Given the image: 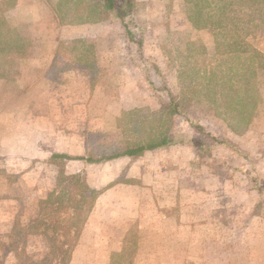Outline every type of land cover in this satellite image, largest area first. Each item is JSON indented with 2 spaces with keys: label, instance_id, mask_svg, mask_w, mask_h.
Instances as JSON below:
<instances>
[{
  "label": "rangeland",
  "instance_id": "rangeland-1",
  "mask_svg": "<svg viewBox=\"0 0 264 264\" xmlns=\"http://www.w3.org/2000/svg\"><path fill=\"white\" fill-rule=\"evenodd\" d=\"M35 1L21 0V13L30 16ZM42 1L51 6L41 5L40 20L28 16L18 28L28 43L37 46L51 39L61 41L65 30L51 13L57 0H37ZM137 3L131 24L135 43L130 44L119 22L107 24L101 40L89 28L79 36L71 27L64 46L74 53L84 50L85 74L70 70L64 83L55 79L51 86H32L33 93L47 90L54 100L27 103L37 114L31 123L22 118L21 124L34 126L32 131L54 130L52 165L37 157L32 174L24 175L28 167H22L20 189L17 175L14 181V172L0 168V264H68L71 255L67 259V247L58 238L29 237L24 225L38 216L51 191L62 194V177L80 175L89 188L101 193L114 183L116 178L107 180L116 173L120 174L116 180L132 176L141 183L123 189L118 203L107 196L102 206L105 214L99 219L98 236L116 243L110 245L113 264H264V192L259 193L238 168L247 163L245 159L225 143L200 155L189 145L148 150L143 158L133 157L137 161L132 171L126 168L130 159L122 157L98 163L77 158H104L161 138V105L170 100V93L183 94L179 67L184 65L192 69L187 80L191 85L184 92L187 98L193 95L194 103L186 107L187 115L176 117V129L195 133V123L203 126L206 138L235 143L255 160L264 187V0H192L202 16L209 17L199 27L189 18L193 5L187 0ZM16 4L17 0H0V30L5 31L3 42L9 51L17 38L7 11ZM9 29L14 36L10 39ZM95 46L128 49L136 66L119 63L116 70L95 66ZM8 68V78H14L17 70ZM58 72L55 68L50 73ZM17 122L8 118L5 125L14 127ZM55 153L72 158H57ZM117 158L118 164L111 162ZM156 162L159 172L152 166ZM37 188H43V198ZM13 195L19 198L16 202ZM118 216L126 220L119 221ZM45 218L53 221L52 216Z\"/></svg>",
  "mask_w": 264,
  "mask_h": 264
},
{
  "label": "crops",
  "instance_id": "crops-1",
  "mask_svg": "<svg viewBox=\"0 0 264 264\" xmlns=\"http://www.w3.org/2000/svg\"><path fill=\"white\" fill-rule=\"evenodd\" d=\"M20 1L21 0H17V4L13 6L10 11H7L10 16L8 17V20H12V27L15 28L13 31L15 32V36L17 38V45L13 47L12 51L6 49V45L3 40H6L7 37L5 35V31L0 30V52L2 56H4L0 57V168H3H1V171L3 172L4 169L8 172H14V181H16L17 175V183H19L17 184V187H19V189L21 186L20 176L22 178L23 175L22 167H28L26 171H24V175L29 173L32 174L35 171L33 166L35 163L37 164V157H39L38 159H41L45 164L49 163L52 165L51 157L54 151V130L49 131L47 128L42 130V128L39 127V129L36 128L34 131H32L34 126H24L21 124L22 118H29V123H31L37 114V111L30 108L31 105L27 103L43 101L53 102L54 100V97L50 93L48 94L47 90L38 89L40 91H34L33 93L32 86L37 85L38 83L42 87L43 84H50L51 86L55 83V79H60L61 83H64L65 81H63V79L65 78V80H67L69 78L68 72L70 70L76 71L77 74L80 72L81 75L85 74V69L87 67L85 66L86 63L84 62V50H77V52L74 53L70 47L66 45L64 46L65 39L68 37L65 35V32H69L71 27L75 35L79 34V36V32L83 30V28H89L92 30L93 36L101 40V38L104 36L101 30H103V28L109 23H118L117 21H113L110 18L103 19L99 14H97L98 16H93V18H87L86 14L82 12L85 11L84 7L87 5V3L94 2V4L101 5V3H103L101 0H57L53 4L54 8L51 13L53 17L63 23L62 27L65 29L64 35L61 37V41H57V38L54 39V41L51 39L49 44L37 46L32 42L28 43L26 39L27 36H22L21 31L18 29L22 27L23 23L28 19L29 16V13L28 16L21 13L22 6ZM75 2H79V4H81L79 6L82 7L80 11L83 15H76V13L79 11H76L75 8H70L71 5H75ZM50 4L51 3L47 1H42L41 3L37 2V0L35 3H32L29 20L34 19L35 21H39L40 19L38 17V12L41 11V5L48 7L51 6ZM6 31L9 34L7 35L9 39L10 37H14L12 35L13 31L10 29ZM32 36V34L28 35L29 38ZM58 36L59 35H57V37ZM47 38L48 35H45V39ZM92 49L93 64L95 66H99L101 68L107 67L108 69L115 70L118 69L119 63H130L131 65L136 66V64L133 63L131 53L128 49L123 52L117 49H105L103 47L96 46ZM126 59H129L127 61L128 63L126 62ZM71 60L72 63L69 64ZM8 66H12L13 72L14 70H17L14 78L13 76L8 78V73L11 70L8 68ZM55 68L59 72L54 76L51 75L50 72ZM12 78L13 83L11 81ZM43 79L46 81L44 80L43 82ZM39 93H41V95L38 96ZM42 94H45V96L42 97ZM8 118L18 119L19 122H17V125H14V127L6 126L5 120ZM26 136H29V139H27ZM152 153L154 152L152 151ZM144 155L145 153L139 157L143 158ZM118 159L119 158L111 162H117L118 164ZM122 159H130L131 163L130 165L127 164L128 167L126 165V168L128 171H132L133 169L131 168V165L137 160L130 156L122 157ZM156 163H152V166L156 167L157 171L159 172L160 163L158 162L157 165ZM100 165H102V163H100ZM83 168H86V166L84 165ZM80 171L81 168L74 172L79 173ZM111 177L112 178L108 179L107 182L112 181L113 178H119L120 174L116 173ZM116 179L114 183L110 184V187L108 186L109 188H106L99 194L95 206L89 214L86 224L82 228L80 238L72 251L68 264L114 263L115 259L113 254H111L112 252L110 250V245L115 246L114 244L116 243L113 241L109 242V239H106L107 241L103 242V239L98 236V233L102 228L100 225L101 221L99 219H103L102 216L105 214V209L102 208V206L106 202L107 196L111 198L114 197L115 202L118 203L117 199L121 198L124 191L123 189L127 188V186L129 187L131 184L134 189L136 184L139 185V183H141L140 181H136V178L132 176H129V178L127 177L125 179ZM37 181H40V179H37ZM126 182L129 183L125 184ZM15 188L16 184H14V189ZM37 194L41 195L43 198V188H37ZM16 196L17 195H13V199L15 200L14 202H16V199H19L16 198ZM120 205L121 203L118 204V206ZM15 214L16 211L13 208V216ZM115 219L116 218H114V220ZM118 220L125 221L126 219L124 217L120 218L118 216ZM117 222L118 221L115 220L113 223L118 224ZM112 228L116 229L115 227ZM95 246L99 247L97 252L90 250V247ZM103 246L108 247V249L102 250L101 247ZM112 250L115 251L113 248Z\"/></svg>",
  "mask_w": 264,
  "mask_h": 264
},
{
  "label": "trees",
  "instance_id": "trees-1",
  "mask_svg": "<svg viewBox=\"0 0 264 264\" xmlns=\"http://www.w3.org/2000/svg\"><path fill=\"white\" fill-rule=\"evenodd\" d=\"M74 4L75 5H71L70 8H75L76 11H79L76 15H83V12L86 14L87 18H93V16H98L97 14H99L103 19L110 18L113 21H117L124 28L130 44L136 42L131 24L134 23V9L137 8V0H105L101 5L89 2L84 7L85 11L82 12L80 11L82 7L79 6L81 4H79V2H75ZM187 4L191 6L193 5V7L189 8L188 14L190 20L194 22L197 27L200 26V22H209L206 21L209 17L202 16L203 12L201 7H198V4L192 3V0H187ZM138 43L140 46L142 45L141 41H138ZM191 70L192 69L190 68L188 70L184 65L179 67V77L181 79L183 94L179 93L178 95H175L174 93H170V100L166 104L161 105V138L151 139L145 144L138 143L139 145L129 146L124 151L104 158H89L81 156L77 158L86 159L88 162L92 163H98L116 157H137L143 155L145 151L148 150L157 151L175 145H189L194 148L196 152H199L197 155H200V152L208 154L217 146L225 143L226 147L238 151V157H241L243 160L245 159V161L249 163H240V167L238 168L246 173L254 187L260 193H263L264 187L260 184L262 175L256 170L255 160L250 157V154L247 151L238 148L235 143L227 139L221 141L217 140L214 136L206 138L204 136L206 135V132L202 125L193 124L197 129L195 133L183 132L176 129V117L180 114L187 115L186 111L188 110L186 107L191 103H194L192 100L193 95H191L190 98H187V92H184V88L190 87L191 85L190 82L187 83ZM193 91L196 92V87ZM54 157L65 159L72 158L65 153H55ZM63 181L64 184L61 189H64L62 194L54 195V191H51L45 204L40 208L38 216L34 219L32 218L28 224L24 225V230L22 228L21 230H23L29 237L31 235H43L44 237L58 238V241H61L63 246L67 247L65 256L69 259L73 248L80 238L87 213L93 207L100 192L89 188L86 181H84L80 175L64 176L62 177L61 183ZM69 200H73L74 204L69 203ZM45 216H52L53 221H48Z\"/></svg>",
  "mask_w": 264,
  "mask_h": 264
}]
</instances>
